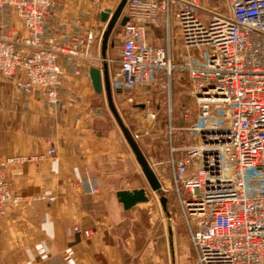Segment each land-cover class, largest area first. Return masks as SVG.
<instances>
[{"label": "built area", "instance_id": "1", "mask_svg": "<svg viewBox=\"0 0 264 264\" xmlns=\"http://www.w3.org/2000/svg\"><path fill=\"white\" fill-rule=\"evenodd\" d=\"M58 3L0 0V79L41 98L54 113L69 91L66 77H89L82 63L94 66L96 39L77 19L71 29L53 25ZM125 11L128 22L111 87L169 95L172 157L166 164L195 251L188 264H264V0H225L222 11L200 0H128ZM161 27L167 31L166 48L147 39L151 28ZM177 39L182 46L175 58ZM177 74H185L189 85L174 123ZM175 135L189 138L176 146ZM56 154L52 146L39 156L0 159V217L25 199L11 189L10 167ZM148 162L157 175L161 164ZM87 186L89 194L98 193L92 182Z\"/></svg>", "mask_w": 264, "mask_h": 264}, {"label": "crops", "instance_id": "2", "mask_svg": "<svg viewBox=\"0 0 264 264\" xmlns=\"http://www.w3.org/2000/svg\"><path fill=\"white\" fill-rule=\"evenodd\" d=\"M105 1L59 0L52 22L71 29L77 19L86 31L96 33L91 46L94 66L82 63L88 72L102 67L106 24L101 13L111 8ZM16 23L25 33L22 24ZM115 29L120 32V53L122 26ZM166 35V28H151L147 39L152 46L166 48ZM181 46L180 39L174 41L175 58ZM107 59L112 76L117 69ZM66 83L69 91L55 113L34 94L10 92L0 85V159L28 158L45 154L52 146L57 149L54 157L10 167L11 189L25 199L0 217V264H183L195 256L191 240L176 231L172 218L160 220L154 199L130 210L119 202L118 192L146 190L147 180L136 158L137 164L124 153L122 140L97 103L101 94L95 92L90 75L69 74ZM135 91L139 100L149 103L155 92L146 95L144 87ZM114 95L125 97L126 93L113 91ZM171 157L168 152L146 157L161 164L156 173L165 190L172 188L173 171L166 164ZM181 157L182 153L176 154ZM125 168L135 172L133 185L125 182ZM88 181L97 186V194L88 193Z\"/></svg>", "mask_w": 264, "mask_h": 264}, {"label": "rangeland", "instance_id": "3", "mask_svg": "<svg viewBox=\"0 0 264 264\" xmlns=\"http://www.w3.org/2000/svg\"><path fill=\"white\" fill-rule=\"evenodd\" d=\"M200 1L202 4H204L205 6H207L212 10L218 7L222 11L225 8V0H200ZM120 2L121 0L105 1V3L111 5L110 9H112L113 11L116 10ZM102 27L100 31L102 30ZM120 45H121L120 32L118 29L117 30L115 29L111 37V41L109 43V49L107 50V57H110L114 61L113 66L116 69H118L119 67ZM176 77H175L176 83L173 84V89H172V110H173L172 113H173V118L175 119L174 123H176V121H179L180 105L182 102L186 101L187 99L186 96L189 85L187 76L185 74H177ZM0 85L4 86L5 88L7 87V89L10 92L11 90L14 89L12 84L4 81L3 79H0ZM153 94L154 97L153 99L150 100V103L148 104L149 106L147 105L146 110H144L143 107H141V105L138 104L139 101H140L139 103L145 104V101L139 100L138 97H140V95L136 91H133L132 93L130 92L126 93L125 97L118 95H114L115 97H113L115 106L121 118L123 119L125 125L127 126L128 130L130 131L131 135L135 139L137 145L139 146L141 152L145 157H150L152 154L154 153L159 154L160 152L170 153L169 148H170L171 139L169 137V128L171 126V123H170V112H169V108H170L169 95L168 93H162L159 92L158 90H155ZM129 99H132L133 101H129ZM97 103L98 105L101 106V109L105 114V116L110 121V124L114 126L117 137L122 140L124 146V153L128 154L130 156V160L132 159V161L135 162V164H137L133 152L128 146L118 124L116 123L112 113L110 112L106 96L103 95V93L101 94L100 99ZM181 138L187 141L189 137L187 135H183V136L175 135L174 136V141L176 142L175 145L180 144L178 140H181ZM126 169L127 168H125L124 170ZM124 174H125L124 175L125 182L128 181L129 183H131V185H133L135 180L134 181L132 180L134 179L132 176L133 174H135V172L133 170L131 171V169L128 168ZM167 179H171V178L169 177ZM143 185L145 186L146 191L149 193V200L151 198L154 199L156 202V206L159 212L158 216L160 220H162L163 222H167L169 219L167 218L166 213L163 211V208L160 204L159 201L160 196L157 197L156 194L151 191L147 182L146 183L144 182ZM161 193L168 199V211L170 212L171 218L174 221L176 231H178L181 235L186 236L188 239H190L189 230L184 220L182 219L181 211L176 196L170 190L169 192L162 191ZM190 251L193 254L192 245H190ZM194 258L195 256H190V258H188L183 264H188Z\"/></svg>", "mask_w": 264, "mask_h": 264}, {"label": "water", "instance_id": "4", "mask_svg": "<svg viewBox=\"0 0 264 264\" xmlns=\"http://www.w3.org/2000/svg\"><path fill=\"white\" fill-rule=\"evenodd\" d=\"M128 0H121L116 10L105 9L101 13V20L106 24V30L103 33L102 40V67H92L90 68L89 75L92 81V86L97 94L105 93L108 107L112 113L116 123L118 124L127 144L129 145L131 151L133 152L138 164L141 167L142 173L144 174L151 191L155 194H159L160 204L163 211L166 213L167 218L171 219V214L168 211V199L161 193L162 184L159 178L151 168L148 160L141 152L135 139L131 135L127 126L125 125L123 119L121 118L113 99V90L111 87V76L109 70V63L107 59V50L109 45V40L113 34L115 28L118 25L125 26L128 22L127 16H122L126 9ZM119 202L123 204L126 210H130L139 203H145L149 201V196L145 189H135L133 191H120L117 193ZM171 232V228L169 229Z\"/></svg>", "mask_w": 264, "mask_h": 264}]
</instances>
